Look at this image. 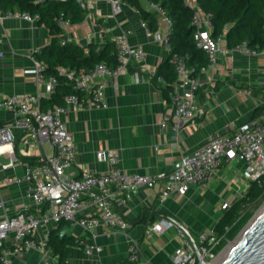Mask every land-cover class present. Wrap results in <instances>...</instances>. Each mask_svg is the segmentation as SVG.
I'll return each mask as SVG.
<instances>
[{"label":"crops","instance_id":"obj_1","mask_svg":"<svg viewBox=\"0 0 264 264\" xmlns=\"http://www.w3.org/2000/svg\"><path fill=\"white\" fill-rule=\"evenodd\" d=\"M140 4L157 19V31L143 29L141 23L144 21L148 25L147 21L138 10L127 4L122 6L120 13H115L111 0H95L82 23L71 24L63 30V41L75 42L85 49L91 43L103 46L105 41H113L122 32L132 30L130 42L141 45L145 50L143 64L139 67L131 65L128 72L118 79L117 88L109 83L107 108L71 110L63 116L77 147L76 165L68 170L74 177L88 171L103 173L112 168L97 160L96 153L100 150L116 153L117 166L132 174L170 173L183 155L202 147L211 137L232 135L241 124L264 116V50L257 57L228 51L217 55V70L200 76L202 87L197 95L199 115L195 124L176 134L170 121L171 104L164 92L168 84L155 77L167 51L170 28L162 16L150 11L147 0H140ZM51 38L50 30L44 24H31L17 14L6 15L0 20V52L4 54L0 58V100L16 95H35L46 90L36 85L33 54L44 49ZM222 45L228 47L227 42ZM136 74L144 81L137 83ZM14 119V111L0 109V125L12 123ZM163 123L165 128H161ZM14 137L17 159L30 157L36 160L35 163L22 160V165L6 171L0 168V199L9 215L19 211L41 214L42 207L25 198L27 183L7 185L3 180L9 176L24 177L28 166L32 169L37 167L40 158L51 155L53 148L49 144L36 145L20 130L14 131ZM8 162V158H0V165ZM243 169L242 163L225 165L209 184L192 188L186 196L172 195L166 200L161 196L164 191L161 182L152 188L140 189L121 214L131 225L130 236L140 242L146 259L151 264H171L172 255L179 246L175 230L163 236L145 234L147 228L162 219L172 221L180 229L183 227L194 239L201 232L215 228L226 213L221 209L222 204L235 195L237 200L233 206L252 187L243 179ZM236 182H240L241 187ZM225 186L234 188L235 193L217 197ZM217 211L222 213L220 218H216ZM2 213L0 211V215ZM82 215L97 216L98 211L91 206ZM67 226L72 227L71 233L59 237L71 240L66 248L67 264H127L128 238L114 234L104 225L88 231L65 222L52 224L42 228L37 239L45 238L48 242L53 231L59 234ZM89 246H98L102 251L89 255L86 252ZM11 261L12 264H57L56 259H43L37 252L15 253Z\"/></svg>","mask_w":264,"mask_h":264},{"label":"built area","instance_id":"obj_2","mask_svg":"<svg viewBox=\"0 0 264 264\" xmlns=\"http://www.w3.org/2000/svg\"><path fill=\"white\" fill-rule=\"evenodd\" d=\"M77 5L90 11L95 0H75ZM194 9L193 25L195 27L194 42L208 56V64L203 66L195 75L196 69L187 65V57L172 55L170 63L176 74L171 94L172 116L170 121L173 131L177 134L188 125L195 124L199 115L198 92L202 87L200 76L219 67L217 55L228 51L245 57H257L261 52L251 48L244 42L234 48L225 47V34L213 36L214 30L211 15L204 13L198 7L196 0H187ZM115 13L122 11L125 3L122 0H111ZM150 11L156 16H162L164 22L171 29V21L166 13L156 3L148 1ZM13 14L0 12V20ZM23 20L34 24L38 16L17 14ZM63 30L71 26L70 20L61 15L57 21ZM143 29L148 25L143 21ZM264 28V24H263ZM133 31L127 30L114 38L116 46L117 65L109 67L104 63L97 64L89 72L60 69L59 75L68 80L76 91L65 96L63 105H55L44 111L42 104L49 98L58 80L55 77L44 75L45 65L35 59L34 74L36 85L44 87V92L35 95H16L0 100V109L15 112V119L0 127V158L6 157L9 162L0 165L6 171L24 162L15 155L14 131L20 130L36 145L49 144L53 153L40 158L37 167L28 166L24 177H6L3 184L13 185L27 183L25 198L42 207L41 214H31L19 211L14 215L5 212V203L0 199V261L2 264H12L11 258L16 254L37 252L43 259H56L47 248V239L38 240V232L49 225H59L63 222L78 225L85 230L104 225L114 234H121L128 238V264H151L145 257L140 242L130 236L131 225L121 214V210L142 188H152L161 182L164 187L162 199L172 195L186 196L192 188H201L212 182L220 168L225 165L242 163L243 179L251 186L264 187V116L253 118L241 124L232 135H216L202 147L192 153L183 155L174 170L170 173L158 175H140L126 172L119 168L118 156L113 151L100 150L96 153L100 163L111 165V169L103 173L84 172L74 177L68 170L76 165L77 147L73 136L66 128L63 116L71 110L104 109L106 89L111 82L117 88L118 79L125 75L131 65L143 64L145 50L141 45H133L130 37ZM167 50H171L167 46ZM4 54L0 52V58ZM136 82L144 81L136 74ZM161 81L162 78H159ZM163 123L161 128H165ZM245 195L242 194V197ZM94 206L98 215L83 216L82 213ZM229 202L221 206L223 211L231 209ZM175 230L179 246L172 255L171 264H200L194 247L184 229H180L170 220L162 219L146 230V235H165ZM226 229L224 234L218 233L215 228L201 232L194 239L202 258L208 264H214L218 258L231 246L227 242ZM226 246L218 253L217 249L223 242ZM229 244V245H228ZM13 248V249H12ZM98 246L87 247V254L100 253Z\"/></svg>","mask_w":264,"mask_h":264},{"label":"trees","instance_id":"obj_3","mask_svg":"<svg viewBox=\"0 0 264 264\" xmlns=\"http://www.w3.org/2000/svg\"><path fill=\"white\" fill-rule=\"evenodd\" d=\"M122 1L140 12L151 32L157 31V19L141 6L140 0ZM147 1L160 5L171 21V29L167 36V46L171 50L165 52L164 59L155 75L156 78H162L168 84L164 92L168 101L171 102L172 84L176 80L175 70L170 63L171 56L187 57V65L196 69L195 75H198L201 67L208 64V56L194 42L195 27L192 23L194 9L187 0ZM196 3L201 11L211 15L214 26L213 36L224 33L229 48L246 42L259 52L264 50V0H196ZM0 12L38 16L37 23L44 24L50 30L52 35L50 43L33 54L37 61L45 65L44 75L58 80L52 95L44 99L43 110L55 105H63L65 96L76 93L67 83V79L59 75L60 69L89 72L100 63L113 68L117 65L116 46L113 41L107 40L103 46L91 43L85 49L75 42L62 40L63 29L57 23L61 15L70 20L71 24H80L86 18L87 11L81 9L75 0H0ZM21 160L35 163L36 159L26 157ZM263 200L264 187L252 186L248 194L226 211L216 224L215 230L224 234L229 228L230 231L226 235L227 242L234 241L253 216V213L245 211L251 205H258ZM242 211L245 212L243 215ZM49 237L47 247L51 249L54 256L59 257V264H67L66 248L71 240H61L57 236V231H53ZM227 242L222 243L217 253L226 246ZM0 264H2L1 261Z\"/></svg>","mask_w":264,"mask_h":264},{"label":"water","instance_id":"obj_4","mask_svg":"<svg viewBox=\"0 0 264 264\" xmlns=\"http://www.w3.org/2000/svg\"><path fill=\"white\" fill-rule=\"evenodd\" d=\"M71 231L72 227L67 226L57 235L62 238L69 235ZM188 237L200 264H208L202 258L194 238L190 235ZM237 242L223 264H264V209L247 227Z\"/></svg>","mask_w":264,"mask_h":264},{"label":"rangeland","instance_id":"obj_5","mask_svg":"<svg viewBox=\"0 0 264 264\" xmlns=\"http://www.w3.org/2000/svg\"><path fill=\"white\" fill-rule=\"evenodd\" d=\"M4 159V158H3ZM3 159H1V163L3 164L4 163V160ZM237 184H238V186L239 187H241L240 186V182L238 183V182H236ZM237 186V187H238ZM244 188H246V187H244ZM234 188H232V187H224L221 191H219L218 193H217V197H222V196H224V195H226L228 192H231L232 194L233 193H235L234 192V190H233ZM233 196V195H232ZM237 200V197L234 195L232 198H230L229 200H228V202L232 205L235 201ZM263 209H264V200L260 203V204H258V205H255V204H253V205H251L245 212H250V213H253V216H252V218H251V220L248 222V224L244 227V229L241 231V233L238 235V237L234 240V241H231L230 243H231V246L228 248V249H230L231 247H233V246H235V244L237 243V241L239 240V238L242 236V234H243V232L247 229V227L252 223V221H254V219L263 211ZM244 212V213H245ZM217 213V216H216V218H220L221 216H222V213H220L219 211H217L216 212ZM229 245V244H228ZM227 249V250H228ZM225 253H226V251L223 253V255L221 256V258H219L218 260H217V262L215 263V264H220L219 262H220V260L224 257V255H225Z\"/></svg>","mask_w":264,"mask_h":264},{"label":"bare ground","instance_id":"obj_6","mask_svg":"<svg viewBox=\"0 0 264 264\" xmlns=\"http://www.w3.org/2000/svg\"><path fill=\"white\" fill-rule=\"evenodd\" d=\"M238 243V242H237ZM236 246V245H235ZM235 246H233V247H231L230 249H228V250H226V253H225V255H224V257L220 260V264H223V262L227 259V257L230 255V253L232 252V250L234 249V247ZM223 255V254H222ZM221 255V256H222ZM221 256L219 257V258H221ZM218 258V259H219ZM217 262V261H216ZM216 262H214V264L216 263Z\"/></svg>","mask_w":264,"mask_h":264}]
</instances>
